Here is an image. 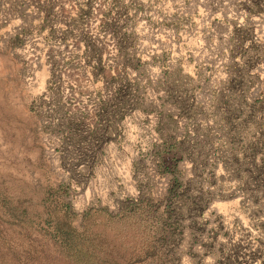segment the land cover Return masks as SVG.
<instances>
[{"label": "rangeland", "instance_id": "obj_1", "mask_svg": "<svg viewBox=\"0 0 264 264\" xmlns=\"http://www.w3.org/2000/svg\"><path fill=\"white\" fill-rule=\"evenodd\" d=\"M0 264H264V0H0Z\"/></svg>", "mask_w": 264, "mask_h": 264}]
</instances>
